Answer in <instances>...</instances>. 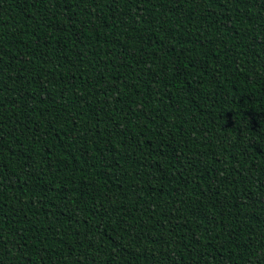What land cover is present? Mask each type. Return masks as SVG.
Listing matches in <instances>:
<instances>
[{
  "label": "trees",
  "instance_id": "1",
  "mask_svg": "<svg viewBox=\"0 0 264 264\" xmlns=\"http://www.w3.org/2000/svg\"><path fill=\"white\" fill-rule=\"evenodd\" d=\"M0 264H264V0H0Z\"/></svg>",
  "mask_w": 264,
  "mask_h": 264
}]
</instances>
